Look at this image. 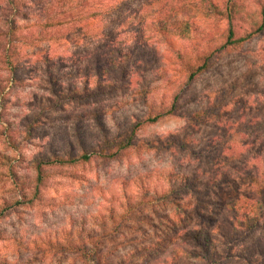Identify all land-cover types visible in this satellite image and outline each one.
I'll return each mask as SVG.
<instances>
[{
    "label": "rangeland",
    "instance_id": "rangeland-1",
    "mask_svg": "<svg viewBox=\"0 0 264 264\" xmlns=\"http://www.w3.org/2000/svg\"><path fill=\"white\" fill-rule=\"evenodd\" d=\"M129 1L137 5L143 0ZM206 12L205 6L192 8L197 28L189 38L175 35L164 42L151 36L142 44L120 43L131 54L125 78L115 90L83 101L51 99L55 96L43 53L6 85L1 81L8 77L0 72L8 99L0 110V264H84L78 251L83 237L84 245L96 247L106 264H208L197 257L201 249L181 233L189 224L200 225L218 253L230 248L235 258L220 264H264V225L230 243L227 223L233 214L226 206L248 188L246 165L259 154L248 145L242 153L243 146L256 137L264 141V32L237 51L215 57L211 69L189 83L190 70L225 26ZM116 14L105 17L99 29H117ZM186 18L185 13L178 17ZM104 42L99 35L73 34L39 47L55 57L52 73L58 90L82 88L96 59L104 63L114 57L109 54L114 48H105ZM175 96L181 102L179 116L143 128L137 138L174 139L185 148L130 151L118 160H104L98 150L105 137L128 128L150 106H169ZM83 152L89 157L84 164L46 168V179L33 198L37 159ZM181 176L200 188L222 177L233 183L220 186V196L208 199L201 223L194 219L171 229L163 216L173 214L170 205L155 211L143 207L136 219L122 225L111 221V213L124 211L125 196L135 201L143 193L161 194L180 183ZM141 215L149 216L156 228L139 220ZM155 241L152 253L131 254Z\"/></svg>",
    "mask_w": 264,
    "mask_h": 264
},
{
    "label": "trees",
    "instance_id": "trees-1",
    "mask_svg": "<svg viewBox=\"0 0 264 264\" xmlns=\"http://www.w3.org/2000/svg\"><path fill=\"white\" fill-rule=\"evenodd\" d=\"M130 3L129 0H0V72L8 77L1 81L2 84L6 85L8 81L16 79L21 70L27 69L33 63V57L43 53L42 56L47 65L46 74L49 76L48 81L52 87L51 92L55 96L51 99L83 101L98 93L113 91L125 78L124 70L131 58V54L120 48V43L122 47L134 40L137 44H142L151 36L164 42L175 35L181 39L189 38L191 32L197 28L196 22L192 19L194 15L190 13L192 8L199 6H205L206 13L223 21L225 26L218 36L210 40L209 48L198 58L199 64L190 70L189 83L208 72L215 57L224 52L237 51L246 42L264 32V0H253L252 4H248L247 0H143L137 5ZM127 6H130V9L122 13V9ZM116 12V17L119 19L117 29H99L98 25L104 21L105 17H110ZM184 13L187 14V18L178 19ZM73 34L84 36L93 34L95 37L99 35L100 40L105 41V48H114L109 51V54H113L114 57L106 59L104 63L96 59L90 67L94 71L84 76L83 87L67 89L65 93V90H58L59 82L56 74L52 73L55 57L50 49L41 51L39 47L43 43L52 44L57 39H67ZM145 34L150 36L146 37ZM97 53L95 52L94 55ZM183 55L181 54V57ZM59 60H61L60 57ZM62 63H64L63 60ZM2 84H0V110L3 111L8 105V99L5 95L6 86ZM152 107L150 106L149 113L136 118L122 132L104 138L98 150L104 160H118L130 151L138 153L147 150H170L176 145L185 148L184 144L174 139L152 142L138 140V133L143 128L154 125L165 117L179 116L181 102L179 97L175 96L170 105L165 108ZM0 115L2 116L1 112ZM33 128V123L28 125L29 132ZM247 145L259 154H254L255 159L246 165L249 166L243 178L248 187L246 191L226 202L227 208L233 214L232 219L227 223L230 243L243 241L249 234L264 225V141L259 140V137L254 138L249 144L246 143L243 146L242 153ZM88 161L87 152L66 156L53 154L37 159L35 161L37 184L32 193L33 198H37L46 179V168L84 164ZM180 180V183L171 185L161 194L147 196L143 193L135 201L125 196L127 202L122 206L124 211L118 215L111 213V221L117 220V226L122 225L124 221L136 219L134 214L139 213L143 207L149 206L154 210L170 205L174 208L173 214L171 217L166 214L163 216L166 222H170L171 229L177 224L187 225L194 219L201 223L202 218L206 220L207 217L203 214V210L210 203L208 199L220 196L223 191L220 186L228 187L233 183L232 180L222 177L200 188L195 186L191 178L181 176ZM139 217V220L156 228L149 216ZM173 218L176 220H172ZM181 233L184 238L191 240L201 249L197 257L205 263L220 264L224 259L235 258L230 248L224 249L221 253H218L220 249L214 250L209 236L202 234L200 225L189 224L181 230ZM83 239L85 238L78 239L79 257L82 262L106 264V259L102 257L101 252L96 247H86ZM87 240H90L89 237ZM228 244L225 242L224 245ZM156 245L157 241L137 247L131 254L141 255L142 252L150 254L157 249Z\"/></svg>",
    "mask_w": 264,
    "mask_h": 264
}]
</instances>
